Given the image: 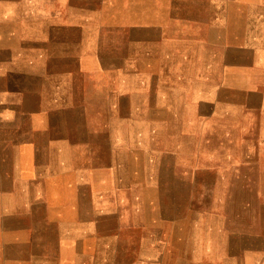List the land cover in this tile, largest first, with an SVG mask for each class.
Returning <instances> with one entry per match:
<instances>
[{
    "label": "crops",
    "instance_id": "1",
    "mask_svg": "<svg viewBox=\"0 0 264 264\" xmlns=\"http://www.w3.org/2000/svg\"><path fill=\"white\" fill-rule=\"evenodd\" d=\"M190 3L0 0V264H264V0Z\"/></svg>",
    "mask_w": 264,
    "mask_h": 264
},
{
    "label": "rangeland",
    "instance_id": "2",
    "mask_svg": "<svg viewBox=\"0 0 264 264\" xmlns=\"http://www.w3.org/2000/svg\"><path fill=\"white\" fill-rule=\"evenodd\" d=\"M121 1L127 3V2H132L134 0H121ZM175 1L176 2H185V3H188V4H191L190 2H195V3L198 2L201 5L205 6V7H203L204 10L202 9V7H200L201 10H199V11L196 10V9L192 11V9L190 8L189 10H184L182 12L184 14H187L188 16H191V15H196V14H206V13H208L207 10H206V4L208 2H211V3L213 1L215 2L216 0H167L168 3L175 2ZM112 2H118V0H103V7H104V9L102 11V17L103 18H108V19L111 18V13H112L111 12V4H112ZM238 3H239V0H231V16H232V20L236 19V21L239 22L240 15L243 14L244 12L242 11V9H240V6L238 5ZM257 4H258V0H246V6H247L246 7L247 10H245L246 13H248V14L254 13V6L257 5ZM242 8H243V10L245 9L244 7H242ZM236 24H238V23H236ZM202 190H204V188H199V194L200 195L202 193ZM200 199H202V197ZM217 204L220 207L221 204L220 203H217ZM215 205H216V203H215ZM230 205L232 206L233 204L231 203ZM237 207H238V204H237ZM262 210H264V207L260 206L258 208V212L261 213ZM248 211H249V209H248ZM251 211H252V214L254 215V209L253 208L251 209ZM202 221L204 222L205 219H203ZM209 222H213V223L216 224V226H220V223H222V219L215 217V218L209 219ZM240 229H245V226L240 227ZM246 229H250V227H248ZM224 253L225 252H222V251L214 252V254L212 255V259L215 261V264H221L222 259L225 257ZM233 253L234 252H232V254ZM205 257H206L205 256V252L200 250L199 251V258L202 259V258H205Z\"/></svg>",
    "mask_w": 264,
    "mask_h": 264
}]
</instances>
